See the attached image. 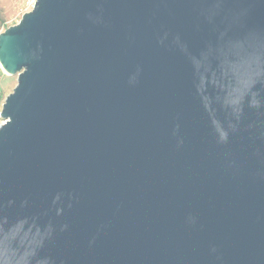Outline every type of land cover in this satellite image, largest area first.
<instances>
[{
    "label": "water",
    "instance_id": "obj_1",
    "mask_svg": "<svg viewBox=\"0 0 264 264\" xmlns=\"http://www.w3.org/2000/svg\"><path fill=\"white\" fill-rule=\"evenodd\" d=\"M0 66V264H264V0H35Z\"/></svg>",
    "mask_w": 264,
    "mask_h": 264
},
{
    "label": "rangeland",
    "instance_id": "obj_2",
    "mask_svg": "<svg viewBox=\"0 0 264 264\" xmlns=\"http://www.w3.org/2000/svg\"><path fill=\"white\" fill-rule=\"evenodd\" d=\"M31 10L27 0H0V32L18 23L22 14ZM17 83V76L6 73L0 66V110L5 97ZM1 123V118H0Z\"/></svg>",
    "mask_w": 264,
    "mask_h": 264
},
{
    "label": "built area",
    "instance_id": "obj_3",
    "mask_svg": "<svg viewBox=\"0 0 264 264\" xmlns=\"http://www.w3.org/2000/svg\"><path fill=\"white\" fill-rule=\"evenodd\" d=\"M35 0H27V4L32 7L34 4Z\"/></svg>",
    "mask_w": 264,
    "mask_h": 264
}]
</instances>
